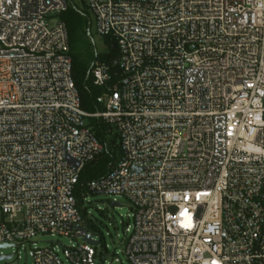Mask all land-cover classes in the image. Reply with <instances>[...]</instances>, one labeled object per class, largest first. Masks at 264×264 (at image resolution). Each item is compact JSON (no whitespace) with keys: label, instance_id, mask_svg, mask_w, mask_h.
Returning <instances> with one entry per match:
<instances>
[{"label":"built area","instance_id":"1","mask_svg":"<svg viewBox=\"0 0 264 264\" xmlns=\"http://www.w3.org/2000/svg\"><path fill=\"white\" fill-rule=\"evenodd\" d=\"M85 2L118 48L115 72L91 66L96 113L82 108L60 18L77 8L0 0V245L13 250L4 261L23 249L33 264L121 262L107 261L74 195L104 151L88 122L97 118L122 158L83 200L132 203L130 264H264V0ZM44 235L82 243L32 242Z\"/></svg>","mask_w":264,"mask_h":264},{"label":"trees","instance_id":"2","mask_svg":"<svg viewBox=\"0 0 264 264\" xmlns=\"http://www.w3.org/2000/svg\"><path fill=\"white\" fill-rule=\"evenodd\" d=\"M60 18L68 31L72 76L81 98L82 108L88 113H96L101 110V106L97 103L101 90L92 83L90 78L91 66L93 62L99 61L110 66L112 72H115L116 69L112 67V62L118 57V48L111 38L106 37L108 52L104 54L94 52L89 43L87 17L75 8L69 7L66 12L60 15ZM89 120L95 136L104 145V151L96 160L84 166L74 195L87 230L101 233L94 223L91 211L84 207L83 198L87 193L86 186L90 181L107 175L122 158V152L118 136L110 126L97 118H90Z\"/></svg>","mask_w":264,"mask_h":264},{"label":"rangeland","instance_id":"3","mask_svg":"<svg viewBox=\"0 0 264 264\" xmlns=\"http://www.w3.org/2000/svg\"><path fill=\"white\" fill-rule=\"evenodd\" d=\"M70 5H73L77 10L83 11L84 15L87 17L88 28L90 27L89 22H91V36L89 37V43L91 49L97 54H104L108 52L109 47L105 41V38L98 35L96 31L95 17L86 9L85 0H68ZM88 122L90 120L88 119ZM113 198L108 195H88V199L84 202V207H87L92 215L96 226L100 229L105 237V244L107 246V261L112 262L114 257H118L121 262L113 264H130L125 253V247L128 242L129 234L126 232L127 222L132 224V218L128 215L134 213V207L130 201L124 197L118 198V202L121 204L120 207H111ZM124 222V224H123ZM109 234V235H108ZM32 242H36L39 247H48L55 244L62 245L63 247H71L73 244H81V239H70L61 236H39L34 238ZM28 251L32 247L31 243H26ZM98 252L104 250L101 245L97 248ZM12 249L0 248V254L4 253L6 255L12 254ZM20 259L16 258L12 261L0 260V264H33V259L28 252V256L23 249H18Z\"/></svg>","mask_w":264,"mask_h":264},{"label":"water","instance_id":"4","mask_svg":"<svg viewBox=\"0 0 264 264\" xmlns=\"http://www.w3.org/2000/svg\"><path fill=\"white\" fill-rule=\"evenodd\" d=\"M77 165V167H79V163L78 164H76ZM119 203H111V207H119ZM85 241L87 242V243H89V244H94V245H98L99 244V242H96V241H93L92 240V235H88L86 238H85ZM7 246H6V244H1L0 245V248H6ZM12 258V256H8V257H4V256H1L0 255V260H9V259H11Z\"/></svg>","mask_w":264,"mask_h":264}]
</instances>
